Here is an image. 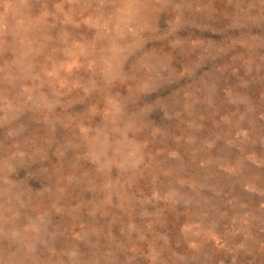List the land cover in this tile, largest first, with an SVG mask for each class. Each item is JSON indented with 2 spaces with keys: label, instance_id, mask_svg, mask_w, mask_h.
<instances>
[{
  "label": "rangeland",
  "instance_id": "obj_1",
  "mask_svg": "<svg viewBox=\"0 0 264 264\" xmlns=\"http://www.w3.org/2000/svg\"><path fill=\"white\" fill-rule=\"evenodd\" d=\"M0 264H264V0H0Z\"/></svg>",
  "mask_w": 264,
  "mask_h": 264
}]
</instances>
